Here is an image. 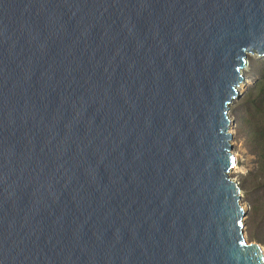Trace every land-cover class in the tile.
Here are the masks:
<instances>
[{
  "label": "water",
  "instance_id": "95a60500",
  "mask_svg": "<svg viewBox=\"0 0 264 264\" xmlns=\"http://www.w3.org/2000/svg\"><path fill=\"white\" fill-rule=\"evenodd\" d=\"M264 0H0V264H264L229 107Z\"/></svg>",
  "mask_w": 264,
  "mask_h": 264
},
{
  "label": "rangeland",
  "instance_id": "374dc122",
  "mask_svg": "<svg viewBox=\"0 0 264 264\" xmlns=\"http://www.w3.org/2000/svg\"><path fill=\"white\" fill-rule=\"evenodd\" d=\"M264 72V56L251 54L244 69L241 95L231 102L229 114L234 133L232 152L235 164L230 171L238 182L244 208L243 231L247 242H255L264 250V160L260 153L261 134L254 118L256 107L250 97L254 84Z\"/></svg>",
  "mask_w": 264,
  "mask_h": 264
},
{
  "label": "trees",
  "instance_id": "16d2710c",
  "mask_svg": "<svg viewBox=\"0 0 264 264\" xmlns=\"http://www.w3.org/2000/svg\"><path fill=\"white\" fill-rule=\"evenodd\" d=\"M254 91L250 93L252 101L255 104L256 112L254 118L257 117V123L260 129L261 140H260V153L264 160V72L255 82Z\"/></svg>",
  "mask_w": 264,
  "mask_h": 264
},
{
  "label": "bare ground",
  "instance_id": "6f19581e",
  "mask_svg": "<svg viewBox=\"0 0 264 264\" xmlns=\"http://www.w3.org/2000/svg\"><path fill=\"white\" fill-rule=\"evenodd\" d=\"M229 130L232 132V128L231 127L229 128ZM232 141H233V139H232Z\"/></svg>",
  "mask_w": 264,
  "mask_h": 264
}]
</instances>
